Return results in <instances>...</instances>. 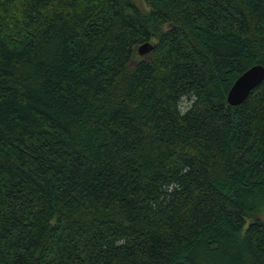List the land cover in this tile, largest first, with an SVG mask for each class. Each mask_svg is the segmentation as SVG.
<instances>
[{"label": "trees", "instance_id": "1", "mask_svg": "<svg viewBox=\"0 0 264 264\" xmlns=\"http://www.w3.org/2000/svg\"><path fill=\"white\" fill-rule=\"evenodd\" d=\"M135 1L0 0V264H264V0Z\"/></svg>", "mask_w": 264, "mask_h": 264}, {"label": "water", "instance_id": "2", "mask_svg": "<svg viewBox=\"0 0 264 264\" xmlns=\"http://www.w3.org/2000/svg\"><path fill=\"white\" fill-rule=\"evenodd\" d=\"M153 45L146 42L137 48V53L140 56H147L150 54ZM264 81V67L261 65H254L243 72L230 87L226 101L229 106L235 107L245 101L250 91Z\"/></svg>", "mask_w": 264, "mask_h": 264}, {"label": "rangeland", "instance_id": "3", "mask_svg": "<svg viewBox=\"0 0 264 264\" xmlns=\"http://www.w3.org/2000/svg\"><path fill=\"white\" fill-rule=\"evenodd\" d=\"M137 7L142 11L145 12L147 10L146 6L139 0L135 1ZM141 58V57H140ZM188 101L184 98L182 99V101L180 102V109L182 111L185 110V108L188 106ZM262 220L264 221V214L261 215Z\"/></svg>", "mask_w": 264, "mask_h": 264}]
</instances>
